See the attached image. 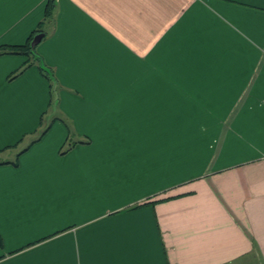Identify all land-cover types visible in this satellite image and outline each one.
<instances>
[{
  "label": "crops",
  "instance_id": "0c3cea01",
  "mask_svg": "<svg viewBox=\"0 0 264 264\" xmlns=\"http://www.w3.org/2000/svg\"><path fill=\"white\" fill-rule=\"evenodd\" d=\"M45 4L0 0L52 81L0 53V264H264V0Z\"/></svg>",
  "mask_w": 264,
  "mask_h": 264
},
{
  "label": "trees",
  "instance_id": "16d2710c",
  "mask_svg": "<svg viewBox=\"0 0 264 264\" xmlns=\"http://www.w3.org/2000/svg\"><path fill=\"white\" fill-rule=\"evenodd\" d=\"M53 9H54L53 0H46L45 9H44V17L43 18L44 19L51 18L52 13H53ZM41 22L42 21H40V23H38L37 29H35L34 31H32L30 33V35L27 37L26 41L23 44H20V45H7V46H2L1 47L0 53L22 54V55L26 56V58H27L26 61H24L23 64L19 68L15 69L12 73H10L8 75V78L16 76L22 70H24L30 64L31 61H34L37 64V68H38L39 72L41 73V75L44 76L46 78V80L51 85L52 81H51L50 70L48 69V67H46L44 65V63L42 62L40 56L37 55L36 52L34 51V48L31 49V47L29 45L33 34L36 31H41V29H38L40 24H41ZM41 37H42V35H41ZM29 60H30V62H29ZM46 129H47V126L42 128L38 132V135H37L35 140H37L45 132ZM64 150H66V149H63L62 151H64ZM0 163H2V162H0Z\"/></svg>",
  "mask_w": 264,
  "mask_h": 264
},
{
  "label": "rangeland",
  "instance_id": "374dc122",
  "mask_svg": "<svg viewBox=\"0 0 264 264\" xmlns=\"http://www.w3.org/2000/svg\"><path fill=\"white\" fill-rule=\"evenodd\" d=\"M54 91H55L54 89L50 90V95H49L50 104H48V106H46L44 116L41 115V124L44 123V125H46L47 123H49V121H50L49 119H52L53 116H55V118H56V93ZM53 101H54V103H53ZM44 125L42 124L41 128L36 129L30 135H28L24 139V141H23L24 145L22 147H24L27 144L34 142L37 135H38V132L42 128H44L43 127ZM61 127H62V129L65 130L67 138L63 143H61L62 145H61L60 149H69L73 144L76 143L73 141V139H71V135H73L74 133L72 132V129L69 125L65 124L64 126L62 125Z\"/></svg>",
  "mask_w": 264,
  "mask_h": 264
},
{
  "label": "water",
  "instance_id": "95a60500",
  "mask_svg": "<svg viewBox=\"0 0 264 264\" xmlns=\"http://www.w3.org/2000/svg\"><path fill=\"white\" fill-rule=\"evenodd\" d=\"M41 35H42L41 33H36L35 35L32 36V38L30 40V43H29L31 49L38 42V40L40 39Z\"/></svg>",
  "mask_w": 264,
  "mask_h": 264
}]
</instances>
